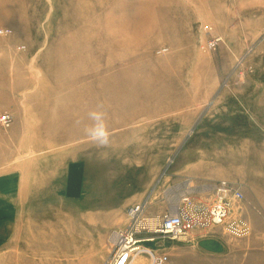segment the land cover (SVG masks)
Wrapping results in <instances>:
<instances>
[{"label": "rangeland", "instance_id": "374dc122", "mask_svg": "<svg viewBox=\"0 0 264 264\" xmlns=\"http://www.w3.org/2000/svg\"><path fill=\"white\" fill-rule=\"evenodd\" d=\"M2 116L0 264H104L137 204L127 264H264V0H0ZM219 180L248 234L147 230Z\"/></svg>", "mask_w": 264, "mask_h": 264}, {"label": "built area", "instance_id": "2783aa9c", "mask_svg": "<svg viewBox=\"0 0 264 264\" xmlns=\"http://www.w3.org/2000/svg\"><path fill=\"white\" fill-rule=\"evenodd\" d=\"M207 28L208 26L205 25L204 29ZM216 41H218L217 38L215 40L212 39L209 44L214 45ZM7 118L8 116H2L0 120L6 122ZM212 190L214 198L211 204L207 205L203 202L195 201L189 195L184 194L180 199L181 204L176 207L173 213L165 214L156 227H150L147 230H151L161 236L178 238L194 229L222 225L226 219L230 218L227 228L231 234L235 236L248 234L250 232L249 223L241 214L233 213L234 207L240 208L238 204L243 202L244 198L241 190L226 180H219ZM142 211L143 207L139 204L132 205L128 209V215L132 223L125 229L115 232L114 244L116 249L114 254L105 260L104 264H127L133 251L139 249L141 241L133 239V233L138 220L141 218Z\"/></svg>", "mask_w": 264, "mask_h": 264}, {"label": "crops", "instance_id": "0c3cea01", "mask_svg": "<svg viewBox=\"0 0 264 264\" xmlns=\"http://www.w3.org/2000/svg\"><path fill=\"white\" fill-rule=\"evenodd\" d=\"M20 178L17 174L9 173L0 176V242L8 229L12 226V221L16 212V203L20 191ZM145 194L136 203H141L147 198Z\"/></svg>", "mask_w": 264, "mask_h": 264}, {"label": "water", "instance_id": "95a60500", "mask_svg": "<svg viewBox=\"0 0 264 264\" xmlns=\"http://www.w3.org/2000/svg\"><path fill=\"white\" fill-rule=\"evenodd\" d=\"M146 245L152 246L151 240L143 241ZM198 246L205 251L212 252V253H220L224 250L223 244L215 239V238H202L197 242Z\"/></svg>", "mask_w": 264, "mask_h": 264}, {"label": "bare ground", "instance_id": "6f19581e", "mask_svg": "<svg viewBox=\"0 0 264 264\" xmlns=\"http://www.w3.org/2000/svg\"><path fill=\"white\" fill-rule=\"evenodd\" d=\"M83 48H84V47H83ZM175 206H176V204H175ZM175 206H174V208H175ZM146 240H147V239H146ZM142 241H145V240H141V242H142ZM135 251H136V250H135ZM133 252H134V251H133Z\"/></svg>", "mask_w": 264, "mask_h": 264}]
</instances>
